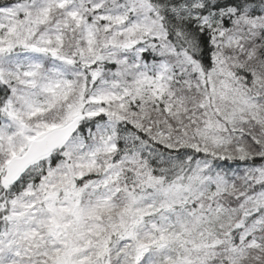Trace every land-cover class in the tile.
Returning <instances> with one entry per match:
<instances>
[{"label":"snow or ice","instance_id":"snow-or-ice-1","mask_svg":"<svg viewBox=\"0 0 264 264\" xmlns=\"http://www.w3.org/2000/svg\"><path fill=\"white\" fill-rule=\"evenodd\" d=\"M0 264H264V0H0Z\"/></svg>","mask_w":264,"mask_h":264}]
</instances>
